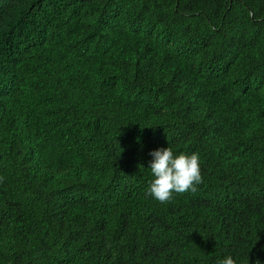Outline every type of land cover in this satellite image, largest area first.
Wrapping results in <instances>:
<instances>
[{
    "label": "trees",
    "instance_id": "1",
    "mask_svg": "<svg viewBox=\"0 0 264 264\" xmlns=\"http://www.w3.org/2000/svg\"><path fill=\"white\" fill-rule=\"evenodd\" d=\"M0 178V264H264V0H0Z\"/></svg>",
    "mask_w": 264,
    "mask_h": 264
},
{
    "label": "clouds",
    "instance_id": "2",
    "mask_svg": "<svg viewBox=\"0 0 264 264\" xmlns=\"http://www.w3.org/2000/svg\"><path fill=\"white\" fill-rule=\"evenodd\" d=\"M149 155L152 157L149 169L153 179L149 182L147 195L164 204L171 201L174 194L197 191L203 179L197 153L176 155L167 147L152 151ZM216 264H236V260L229 255Z\"/></svg>",
    "mask_w": 264,
    "mask_h": 264
}]
</instances>
